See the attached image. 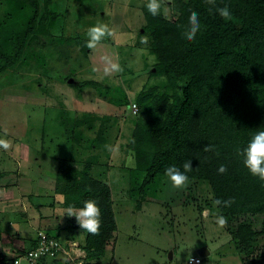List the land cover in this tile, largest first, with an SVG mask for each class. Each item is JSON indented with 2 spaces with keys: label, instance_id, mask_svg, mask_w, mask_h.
I'll return each instance as SVG.
<instances>
[{
  "label": "rangeland",
  "instance_id": "rangeland-1",
  "mask_svg": "<svg viewBox=\"0 0 264 264\" xmlns=\"http://www.w3.org/2000/svg\"><path fill=\"white\" fill-rule=\"evenodd\" d=\"M46 1L40 0L41 16H45V20L39 27L41 29L42 25L44 34L81 36L89 41V49L84 54L75 41L62 42L57 47L60 55L53 56L55 51L48 50L44 58L40 56L45 50L40 46L41 41L29 39L17 64L19 70L25 69V74L21 79L8 73L0 78V126L3 133L9 135L10 132L17 137V142L24 138L30 142L41 138L45 126L55 129L56 111H64L58 118L69 122L68 127H64L68 135L67 151L53 149V153L64 156L61 158L63 165L79 169L84 168L88 158L95 157L91 174L110 187L117 228L108 240L107 258L103 257V261L91 258L88 264L106 261L115 264L118 259L132 264L152 260L162 263L169 260L172 249H176L174 260L183 264L193 252L191 245L204 235L214 236L212 240L217 238L216 247L227 245L224 255L240 258L241 264H264V233L255 237L248 253H243L239 236L241 231L263 230L264 214L224 215L214 200L208 181L158 174L147 182L146 173L135 170L131 139L136 123L146 117L141 111L149 100V91L156 87L161 92L158 97L167 93L170 101L181 102L183 88L189 80L182 77L170 81L165 75L154 74L157 57L152 52L153 38L144 30L147 12H161L166 18H176L177 12L171 7L173 0H51L45 6ZM20 3L0 0V29L3 32L0 46L7 49L13 44L17 46L16 40L9 36L11 26L25 24L32 15V9L27 6L15 13L14 8L22 6ZM16 27L13 26V30ZM17 28L18 32L19 26ZM59 74L66 77L61 82L68 91V109L58 105L64 97L59 96L55 86L49 96L52 98L44 101V82L50 83L52 75L55 79L52 83H58ZM69 78L77 84L94 80L102 86L77 89L71 86L73 82L70 83ZM10 82L19 83V86L9 87ZM20 88L21 91H15ZM37 96L40 99H36ZM75 119H83L85 123L75 125ZM101 127H104V141L96 147L92 142ZM54 132L60 136L59 130ZM64 141L65 137L54 144ZM40 142L36 141L31 147L35 149ZM10 146L13 148V144ZM50 191L54 196L58 193L55 180ZM81 211L75 219L62 220L57 218L60 214H56L50 220H42L36 231H50L47 227L53 231H73L74 238L83 245L88 223L85 212ZM61 215L64 217L63 213ZM17 224L15 221L14 227ZM30 226V230H34L32 223ZM0 231L4 230L0 228ZM50 234L58 235L56 232ZM59 236L64 243L65 236ZM181 236L185 239L181 241L183 243ZM171 243L170 247L163 246ZM65 259L64 264L70 262Z\"/></svg>",
  "mask_w": 264,
  "mask_h": 264
},
{
  "label": "trees",
  "instance_id": "trees-1",
  "mask_svg": "<svg viewBox=\"0 0 264 264\" xmlns=\"http://www.w3.org/2000/svg\"><path fill=\"white\" fill-rule=\"evenodd\" d=\"M1 1H21L15 13L27 6L32 15L25 24L13 25L19 26L18 32L11 26L9 36L17 46H0V74L20 62L29 39L41 41L42 47L75 41L87 53L86 38L44 34L40 0ZM171 7L177 12L174 19L161 12L145 14L144 30L151 33L157 57L154 74L189 80L181 102L170 101L167 93L158 97L156 87L149 91L141 111L146 117L136 123L131 139L135 170L145 172L147 182L158 174L208 181L224 215L264 214V0H173ZM2 34L0 29V39ZM71 86L102 84L83 80ZM83 123L75 119L74 124ZM103 130L93 146L103 143ZM95 160L88 158L83 169L61 164L56 177L64 205L85 212L88 224L81 248L87 262L105 256L117 228L110 187L91 174ZM262 233L264 229L239 233L243 253ZM44 264L62 263L56 257Z\"/></svg>",
  "mask_w": 264,
  "mask_h": 264
},
{
  "label": "crops",
  "instance_id": "crops-1",
  "mask_svg": "<svg viewBox=\"0 0 264 264\" xmlns=\"http://www.w3.org/2000/svg\"><path fill=\"white\" fill-rule=\"evenodd\" d=\"M61 43L62 42L57 41V46L45 47V50L40 53V56L45 58V56H47L48 50L49 52H52L53 50L55 51L53 56L60 55L57 52V47ZM60 50H63L62 47H60ZM53 56L48 57L56 59V57ZM50 68L51 67H49V69ZM47 71L48 67H46L45 73ZM7 73L14 74L13 76L21 79V75L25 74V69L19 70L18 65H15L0 74V78L7 75ZM59 76L60 78L58 83H52L51 80H55L52 75L50 83L47 84V81L44 82V91H42L45 92L43 93V97H45L44 101H46V98H52L49 96L52 95L51 92H53L54 88L57 87L58 93H61H59V96L64 97L62 100H60V102L58 101V105H62L68 109V106L66 104V92L68 91L64 89V83L61 82L64 76L62 77L61 74H59ZM14 85L15 83L13 82L8 83L9 87H13ZM16 86H19V83L15 85V88ZM9 89L14 90V88ZM15 91H21V88L16 89ZM36 99H40L39 96H37ZM92 99H95V97H92ZM56 112L57 113L54 116L53 124L56 128L54 129L50 125L49 128H46L45 126L41 138H34L33 141L30 140V142H26L25 138L24 140L19 139L17 142V137L13 136V134L10 132L9 135L3 133V128L2 126H0V133H2V135L6 134L3 138L2 135L0 136V228L4 230L0 231V256L2 257H13L17 253H20L21 251L32 247L35 243L37 235L36 229L38 228V226L40 227L39 224L40 222H42V220H50L52 219V217L54 218V215L56 214H60V216H63L61 215V213L64 214V217L58 216L57 218H60L62 220H69L71 218L75 219V217H79L81 215L82 209H70L64 205V196H62L63 194L57 193L54 196L50 191L53 188L54 180L56 182L59 167L64 163V160L61 159L64 158V156L61 157L57 154H54L53 149L58 151H67L66 143L68 142V135L64 129L63 120L58 118V116H61L64 111L61 112L57 110ZM55 130H59V137H57L58 133L56 134V132H54ZM27 135L28 133L25 136L27 137ZM63 137H65V141L63 143L54 144V142ZM36 141L41 142L36 145L34 149L31 146L35 145ZM11 144H13V148L10 146ZM73 148L74 146H72L70 152H72ZM15 218L16 220H14ZM15 221L18 222V224L14 227ZM31 223L34 229L32 231L30 230ZM47 229H49V232L51 233L56 232L58 233V235H64L66 239L65 241H75L79 245H81L78 239L74 238L73 231L69 233V231H53L49 227H47ZM204 236L205 237L200 236V240L194 242L193 245H191L190 248L193 251L191 256L203 257V264H241L240 258H237L236 256L227 257L224 255V252L228 250L227 245L223 247H216L217 243L215 241L217 238H215V240H212L211 237L214 236ZM181 238L182 239H180V242L182 240H185L183 239V236H181ZM163 246L170 247L172 246V243L165 244ZM108 250L109 249L107 248V253L104 258H107ZM174 254H176V249H172L170 258L168 260L170 262L164 261L161 263L160 260H152L140 262V264H180L178 260H174ZM65 257L66 256L64 254H60V256L58 257L59 261H61L62 264L64 262L63 258L65 259ZM102 258L101 261H103ZM106 262L107 263L104 264H109V261ZM185 262L186 261H184L183 264H185ZM114 263L132 264L122 262L119 259Z\"/></svg>",
  "mask_w": 264,
  "mask_h": 264
},
{
  "label": "built area",
  "instance_id": "built-area-1",
  "mask_svg": "<svg viewBox=\"0 0 264 264\" xmlns=\"http://www.w3.org/2000/svg\"><path fill=\"white\" fill-rule=\"evenodd\" d=\"M64 254L71 264H88L86 253L75 241L61 242L60 237L51 235L48 231L38 230L35 239V245L23 253L16 254L13 257L0 256V264H44L49 258H56ZM204 259L201 256H191L186 264H203Z\"/></svg>",
  "mask_w": 264,
  "mask_h": 264
},
{
  "label": "water",
  "instance_id": "water-1",
  "mask_svg": "<svg viewBox=\"0 0 264 264\" xmlns=\"http://www.w3.org/2000/svg\"><path fill=\"white\" fill-rule=\"evenodd\" d=\"M69 82L72 83L73 82V79H70Z\"/></svg>",
  "mask_w": 264,
  "mask_h": 264
}]
</instances>
